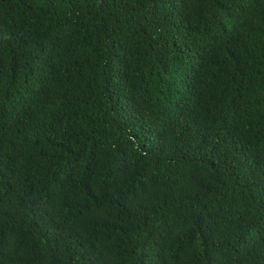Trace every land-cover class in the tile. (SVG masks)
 I'll return each mask as SVG.
<instances>
[{"label": "trees", "instance_id": "1", "mask_svg": "<svg viewBox=\"0 0 264 264\" xmlns=\"http://www.w3.org/2000/svg\"><path fill=\"white\" fill-rule=\"evenodd\" d=\"M0 264H264V0H0Z\"/></svg>", "mask_w": 264, "mask_h": 264}]
</instances>
